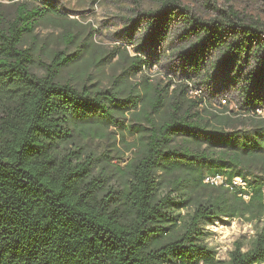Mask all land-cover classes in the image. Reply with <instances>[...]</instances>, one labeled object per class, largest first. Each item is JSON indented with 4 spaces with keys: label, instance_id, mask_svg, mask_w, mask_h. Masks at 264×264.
<instances>
[{
    "label": "trees",
    "instance_id": "16d2710c",
    "mask_svg": "<svg viewBox=\"0 0 264 264\" xmlns=\"http://www.w3.org/2000/svg\"><path fill=\"white\" fill-rule=\"evenodd\" d=\"M8 1L16 9L11 18L0 15V264H263L264 22L234 8L217 10L209 23L187 17L196 41L186 66L205 77L216 52L225 82L239 85L233 74L244 76L235 112L230 103L216 108L191 96L185 83L146 79L129 90L63 83L62 71L78 58L63 50L49 55L39 76L29 44L58 8ZM180 11L179 0L162 1L151 39L166 38ZM146 65L134 57L124 81ZM130 118L138 139L127 145L134 155L124 165L81 142ZM208 175H224L231 186L207 183ZM223 218L256 228L250 245L237 241L228 260L217 259L202 227Z\"/></svg>",
    "mask_w": 264,
    "mask_h": 264
},
{
    "label": "rangeland",
    "instance_id": "374dc122",
    "mask_svg": "<svg viewBox=\"0 0 264 264\" xmlns=\"http://www.w3.org/2000/svg\"><path fill=\"white\" fill-rule=\"evenodd\" d=\"M54 4L59 15L42 22L37 28L36 42L30 43L35 54L32 71L39 76L46 75L45 65L50 64L49 55L63 50L78 58L65 68L60 81L71 82L78 87L118 89L142 84L146 79L154 84L171 88L180 83L189 85L190 92L197 97L206 98L216 108H222L226 99L230 109L238 112L243 103L238 86L243 84V75L235 72L239 85L225 82V73L219 62V55L211 53L206 76L195 74L186 66L185 53L196 38H188L187 17L194 16L209 23L218 17L217 10L234 8L248 20L264 22V0H179L184 11L174 17L171 31L166 38L152 40L150 21L164 0H47ZM16 4L0 0V15L11 18L15 14ZM70 35L75 36L70 42ZM28 45L25 48L29 47ZM147 61L143 71L131 75L134 57ZM243 67L250 66L243 60ZM139 65V64H138ZM258 113L264 117V108ZM137 121L131 118L123 127L104 129L103 136H82L81 142L97 154L106 153L113 164L124 165L134 151L127 145L136 141L138 135L132 125ZM124 134V137L122 136ZM100 167L95 170L99 173ZM109 183L118 186L115 177ZM237 180V179H235ZM242 186L239 181L235 184ZM206 243L217 252V259L228 260L237 241L247 248L256 236L253 222L241 218H223L202 223ZM264 264V263H263Z\"/></svg>",
    "mask_w": 264,
    "mask_h": 264
},
{
    "label": "built area",
    "instance_id": "2783aa9c",
    "mask_svg": "<svg viewBox=\"0 0 264 264\" xmlns=\"http://www.w3.org/2000/svg\"><path fill=\"white\" fill-rule=\"evenodd\" d=\"M189 94L193 97H197L196 95L192 94V90L190 92V89H189ZM223 103L226 104L227 103V100L224 99L223 100ZM205 181L207 183H211V184H216V185H221V184H224L226 186H231L230 184L227 183V178L224 176V175H218V176H212V175H208L206 176L205 178ZM237 181H239L241 183V187L243 189H246V182H244L242 179L240 178H237V180L234 181V184L237 183ZM237 186V185H236ZM244 197L248 200L250 198L249 195H244Z\"/></svg>",
    "mask_w": 264,
    "mask_h": 264
}]
</instances>
